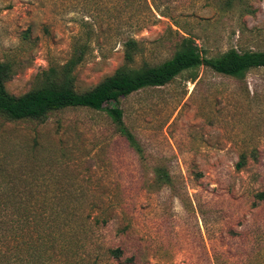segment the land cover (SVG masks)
I'll return each instance as SVG.
<instances>
[{
	"label": "rangeland",
	"instance_id": "obj_1",
	"mask_svg": "<svg viewBox=\"0 0 264 264\" xmlns=\"http://www.w3.org/2000/svg\"><path fill=\"white\" fill-rule=\"evenodd\" d=\"M181 37L207 58L262 52L264 0H0V62L16 97L76 44L83 93L169 60ZM128 38L142 49L131 64ZM194 74L113 104L139 151L102 111L43 123L0 114V264H264V69Z\"/></svg>",
	"mask_w": 264,
	"mask_h": 264
},
{
	"label": "trees",
	"instance_id": "obj_2",
	"mask_svg": "<svg viewBox=\"0 0 264 264\" xmlns=\"http://www.w3.org/2000/svg\"><path fill=\"white\" fill-rule=\"evenodd\" d=\"M77 45L73 48L71 59L60 71L51 69L41 86L18 97L5 89V84L14 76L12 65L0 62V114L9 121L43 123L51 113L68 108L102 111L128 145L139 151L134 135L124 125L122 111L113 107L120 97L130 96L143 89L164 87L183 73H188L189 78L194 81V72L200 67L232 78H242L253 69H264V51L239 52L229 49L218 57L207 58L192 39L181 37L178 50L169 60L156 66L145 63L139 69L123 67L93 89L78 93L74 89L72 73L83 60L85 51ZM123 48L126 64L133 63L135 57L142 52L140 43L134 38H128ZM242 166L243 161L236 167L238 169Z\"/></svg>",
	"mask_w": 264,
	"mask_h": 264
}]
</instances>
